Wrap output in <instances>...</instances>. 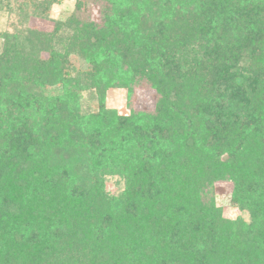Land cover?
Returning <instances> with one entry per match:
<instances>
[{
	"label": "trees",
	"instance_id": "obj_1",
	"mask_svg": "<svg viewBox=\"0 0 264 264\" xmlns=\"http://www.w3.org/2000/svg\"><path fill=\"white\" fill-rule=\"evenodd\" d=\"M99 1L98 22L30 7L2 48L0 264H264V0ZM140 83L151 112L105 107Z\"/></svg>",
	"mask_w": 264,
	"mask_h": 264
},
{
	"label": "rangeland",
	"instance_id": "obj_2",
	"mask_svg": "<svg viewBox=\"0 0 264 264\" xmlns=\"http://www.w3.org/2000/svg\"><path fill=\"white\" fill-rule=\"evenodd\" d=\"M33 1L43 0H14L12 2V12H9L5 8L0 10V54L5 42L9 39V35L14 32L18 24L19 13L28 10L32 6L31 2ZM82 2L85 3V6L81 9L83 17L88 16L90 20L98 22L101 2L99 0H82ZM75 3V0H51L50 5H45L43 7L34 6L31 7V10L39 13L44 12L48 15L49 20H65L72 15L75 9ZM28 12L29 11H27V13ZM49 20L44 21L31 18L29 26L41 31H50L52 23ZM43 56L45 57L46 55ZM71 60H73L74 65L79 63L78 59L75 57H71ZM50 88L51 87H45V90ZM80 98L79 106L84 113H96L98 111V103L94 95L83 92ZM154 102L155 95L153 91L144 83H140V85L134 86L133 92L130 95H127L124 89H112L108 91L104 105L107 109L115 110L119 115H125L128 114L129 107L140 113L151 112ZM115 181V178H109L106 182V189L111 193L115 192L117 189ZM233 189L234 185L232 182L214 183L212 188L214 204L220 210L223 219L237 222L241 226H243L242 223L249 224L250 221H252L250 214L232 202ZM239 225H237V227H239Z\"/></svg>",
	"mask_w": 264,
	"mask_h": 264
}]
</instances>
